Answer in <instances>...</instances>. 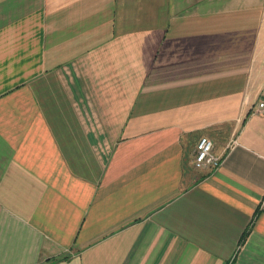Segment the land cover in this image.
Segmentation results:
<instances>
[{"label":"crops","instance_id":"obj_1","mask_svg":"<svg viewBox=\"0 0 264 264\" xmlns=\"http://www.w3.org/2000/svg\"><path fill=\"white\" fill-rule=\"evenodd\" d=\"M262 97L264 0H0V264H264Z\"/></svg>","mask_w":264,"mask_h":264},{"label":"built area","instance_id":"obj_2","mask_svg":"<svg viewBox=\"0 0 264 264\" xmlns=\"http://www.w3.org/2000/svg\"><path fill=\"white\" fill-rule=\"evenodd\" d=\"M254 112L264 114V97L259 98L253 108ZM213 142L207 135H201L196 143V150L193 159L195 167L216 166L220 162V156L213 152ZM261 209L264 210V197L261 202Z\"/></svg>","mask_w":264,"mask_h":264}]
</instances>
